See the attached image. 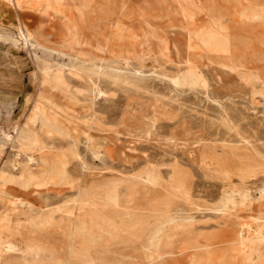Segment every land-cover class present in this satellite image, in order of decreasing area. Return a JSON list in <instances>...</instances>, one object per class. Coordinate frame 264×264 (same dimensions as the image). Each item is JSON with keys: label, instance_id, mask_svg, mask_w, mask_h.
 <instances>
[{"label": "rangeland", "instance_id": "rangeland-1", "mask_svg": "<svg viewBox=\"0 0 264 264\" xmlns=\"http://www.w3.org/2000/svg\"><path fill=\"white\" fill-rule=\"evenodd\" d=\"M8 1L0 264H264V0H105L100 51ZM21 23L49 73L5 39ZM17 126L41 157L31 177L9 159Z\"/></svg>", "mask_w": 264, "mask_h": 264}, {"label": "bare ground", "instance_id": "bare-ground-1", "mask_svg": "<svg viewBox=\"0 0 264 264\" xmlns=\"http://www.w3.org/2000/svg\"><path fill=\"white\" fill-rule=\"evenodd\" d=\"M10 1L11 2H18V3H22V2H25V1L29 2V0H10ZM37 1L38 2L36 4H38L39 6L42 5V2L44 3V8H43L44 12L51 13V11H52L53 13L49 14V15H51L53 17H60L62 19V22L60 21L61 22L60 25L62 26L61 28H63L66 31V36L68 38V40L66 41V44L68 46H71V48L74 51H76L78 48L85 47L86 45H88V44H90L92 42L94 43V46L97 49H99V51H100V48H101V43L100 42L102 40L100 41L99 35L102 36V34H103V32H102V29H103L102 22H104V21L105 22H110L111 21V14L108 13V8H107V4H106L105 0H100L101 3H103L104 7H102L100 5H97V0H95L92 5L88 4V2H86L84 0H78L79 3L81 5H83V7H80V12L84 13V17H83V21H84L83 23L84 24L82 22L81 23L86 27V29L88 28L87 29V32H88L87 33V37H88V39L87 40H84L82 38V36L79 33L76 32L78 24H76V22L73 20V18L67 19L63 15V7H64L65 2H67V0H48L47 2H45L44 0H37ZM32 37L33 36H31V34H26V33L22 32L19 37H16L17 39L15 41V45H18V46H21V47H24V48L25 47H27V48L29 47L31 52H32V54L36 56V59L38 60V62H40V63L42 62V63H44V65H47V67H44V65L42 66L43 67L42 68L43 71L45 73H49L50 71H52L53 68L48 66V64H47L48 60L46 58H43L41 55L38 54L39 51L38 52L35 51L36 47L40 48V45H39V43H35ZM42 48H43V50L45 52H52L54 54L56 52L55 49H51V48H48L46 46H44ZM61 52H62V54L66 55L65 51H61ZM78 61H80V60H78ZM63 62L64 61H62V64H63ZM74 64H75V62H74ZM37 107H38V104H37ZM49 125H51V124H49ZM13 130H14V139H13V143H12L13 144L12 145V149L14 150V154H13L14 156L12 158H9V159H21V158L25 159L24 160L25 161L24 165L22 166L21 172H19V173H20V176H23V178L26 177V176H30L31 177L32 176V172L29 171L28 166H30L33 163H35L37 159L40 160L41 157H37V155L33 151L29 150L27 148V146H26L28 143H30L31 138H32L30 133H26L24 130L21 129L20 126L14 127ZM4 139L7 140V138H4ZM5 140H3V142H1L2 146H5V144H6ZM36 145H37V143H36ZM36 165H38V164H36ZM14 166H15V163L13 162V160L5 162L4 168H1V171H2L3 174L7 173L5 175V178L11 179L9 177V174L10 173L13 174V167ZM1 201H2V199H1ZM8 248L11 249V251L14 250V249H17V247L15 245H13V244H9Z\"/></svg>", "mask_w": 264, "mask_h": 264}, {"label": "crops", "instance_id": "crops-1", "mask_svg": "<svg viewBox=\"0 0 264 264\" xmlns=\"http://www.w3.org/2000/svg\"><path fill=\"white\" fill-rule=\"evenodd\" d=\"M45 2H47L48 0H44ZM9 3H12L16 8H18L20 11H27V10H29V11H35V12H44L43 11V8H44V3L42 2V5L41 6H39L38 4H36L38 1L37 0H29V2L28 1H25V2H22V3H18V2H11L10 0L8 1ZM7 3V2H6ZM67 3H69V2H65V4H67ZM53 12L51 11V13L50 14H52ZM63 15L65 16V17H68V15L66 14V11H65V8L63 7ZM20 27V28H19ZM18 30H17V33H15V34H11V35H9V36H7V37H5V39H8V40H11V43L13 44V45H15V41H16V37H19L20 35H21V33L23 32V33H26V34H31V36H33V34H32V31H31V29L25 24V23H21L19 26H18V28H17ZM41 35H42V33H40ZM0 37L2 38L3 37V34H2V32L0 31ZM33 38V40H34V36L32 37ZM15 46H18V45H15ZM39 105V104H38ZM37 109H39L40 110V107L38 106V108ZM23 126H25L24 127V129L26 128L27 130H28V128H27V126L26 125H23ZM25 129V130H26Z\"/></svg>", "mask_w": 264, "mask_h": 264}]
</instances>
